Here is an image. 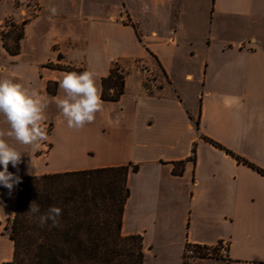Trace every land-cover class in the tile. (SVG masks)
I'll return each mask as SVG.
<instances>
[{
  "label": "crops",
  "instance_id": "1",
  "mask_svg": "<svg viewBox=\"0 0 264 264\" xmlns=\"http://www.w3.org/2000/svg\"><path fill=\"white\" fill-rule=\"evenodd\" d=\"M112 2H46L45 16L65 26L46 44L49 55L54 40L64 45L63 59L49 56L54 67L39 58L35 19L25 25L19 53L4 54L0 79L38 92L50 126L46 151L9 141L22 152L9 171L21 179L126 168L121 234L141 238L143 264H183L186 244L220 241L226 260L195 264H264V0ZM182 41L189 49L179 63L169 48ZM142 68L153 87L144 86ZM114 69L123 91L103 99ZM85 70L95 74L102 110L93 123L69 129L55 103L63 96L59 81ZM16 190L0 185V264L14 253L3 231Z\"/></svg>",
  "mask_w": 264,
  "mask_h": 264
},
{
  "label": "trees",
  "instance_id": "2",
  "mask_svg": "<svg viewBox=\"0 0 264 264\" xmlns=\"http://www.w3.org/2000/svg\"><path fill=\"white\" fill-rule=\"evenodd\" d=\"M17 45L12 51L5 48L7 53L18 54ZM110 81L113 85L106 86ZM111 87L116 88L112 94ZM103 89V99L115 100L122 93L123 81L115 69L103 81ZM126 176L121 167L21 178L14 216L3 231L14 253L3 264H143L141 238L121 234ZM34 201L41 213L50 206L62 209L58 226L52 227L51 221L39 226L27 213Z\"/></svg>",
  "mask_w": 264,
  "mask_h": 264
},
{
  "label": "clouds",
  "instance_id": "3",
  "mask_svg": "<svg viewBox=\"0 0 264 264\" xmlns=\"http://www.w3.org/2000/svg\"><path fill=\"white\" fill-rule=\"evenodd\" d=\"M56 12L57 9L52 7L51 13L55 15ZM59 89L63 96L55 98V103L69 129L80 130L95 121L97 113L102 110L103 101L92 71L64 73L59 81ZM47 107L45 99L35 90H30L15 79H0V124L4 125L0 127V185L10 192L21 179L9 171V164L16 168L22 152L9 141L33 151L39 150L48 140L45 127ZM27 213L36 217L40 227L49 221L55 227L58 226L62 209L50 206L45 213H41L40 206L34 201Z\"/></svg>",
  "mask_w": 264,
  "mask_h": 264
},
{
  "label": "rangeland",
  "instance_id": "4",
  "mask_svg": "<svg viewBox=\"0 0 264 264\" xmlns=\"http://www.w3.org/2000/svg\"><path fill=\"white\" fill-rule=\"evenodd\" d=\"M47 1L48 0H0V64H3L4 54L7 53L5 48L12 51L15 50L16 45L19 44L17 46L20 51L21 40L19 39L20 37L22 39L24 36L25 25L34 19L37 20L33 29L35 33L34 43L39 50V58L45 59L47 57L46 66L48 67H54V63L48 60L50 55L56 56L58 59L64 58L62 53L64 51V45L60 40L53 41V44H51L50 55L46 50V44L49 37L53 34L58 36L62 35L65 27L62 24L57 25V20L55 23H51L48 17L45 16V12H49L46 4ZM99 1H105L107 4L113 5L112 0ZM67 2L68 0H57L59 6H65ZM17 39L18 41H16ZM24 44L25 51L32 47V42H26ZM188 49V44L183 41L179 42L177 47L169 48V50L175 55L180 56L179 63H182V60H186V56H183L182 54ZM191 64V68L197 71V62L195 61ZM177 85L179 89L186 88L182 86V84L177 83L175 86L177 87ZM4 234H8V232Z\"/></svg>",
  "mask_w": 264,
  "mask_h": 264
},
{
  "label": "built area",
  "instance_id": "5",
  "mask_svg": "<svg viewBox=\"0 0 264 264\" xmlns=\"http://www.w3.org/2000/svg\"><path fill=\"white\" fill-rule=\"evenodd\" d=\"M168 43L174 44V39L170 38V40H168ZM142 75L144 86L149 88L153 87L154 78L151 76L150 72L142 68ZM45 127L48 134L50 126L45 123ZM41 148H43L41 152L48 150L46 141L43 142ZM185 246L186 247H184L183 264H195V262L203 260H226L228 258V245L226 241H220L214 246H206L204 244H186Z\"/></svg>",
  "mask_w": 264,
  "mask_h": 264
}]
</instances>
